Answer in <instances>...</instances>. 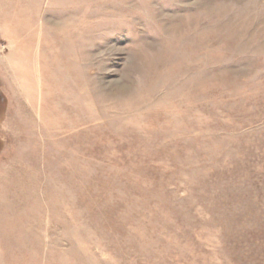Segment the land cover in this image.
I'll use <instances>...</instances> for the list:
<instances>
[{
  "label": "rangeland",
  "instance_id": "374dc122",
  "mask_svg": "<svg viewBox=\"0 0 264 264\" xmlns=\"http://www.w3.org/2000/svg\"><path fill=\"white\" fill-rule=\"evenodd\" d=\"M0 264H264V0H0Z\"/></svg>",
  "mask_w": 264,
  "mask_h": 264
},
{
  "label": "bare ground",
  "instance_id": "6f19581e",
  "mask_svg": "<svg viewBox=\"0 0 264 264\" xmlns=\"http://www.w3.org/2000/svg\"><path fill=\"white\" fill-rule=\"evenodd\" d=\"M31 63V62H30ZM26 65V64H25ZM29 68H30V71H29V75H32V76H34L35 75V72H33L32 70H31V67H30V65H29ZM25 69V67L23 68V67H21V69H20V71H19V73L20 74H22V72H23V70ZM28 71H26V73L28 74Z\"/></svg>",
  "mask_w": 264,
  "mask_h": 264
}]
</instances>
